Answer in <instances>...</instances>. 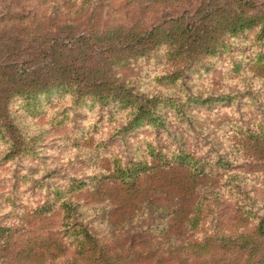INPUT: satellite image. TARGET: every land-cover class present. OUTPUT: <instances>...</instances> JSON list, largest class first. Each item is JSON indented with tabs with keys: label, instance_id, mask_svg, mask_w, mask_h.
<instances>
[{
	"label": "rangeland",
	"instance_id": "rangeland-1",
	"mask_svg": "<svg viewBox=\"0 0 264 264\" xmlns=\"http://www.w3.org/2000/svg\"><path fill=\"white\" fill-rule=\"evenodd\" d=\"M238 1L0 0V55L6 59V51L28 48L25 52L33 53L41 45L47 47L55 37L67 39L83 31L100 34L131 29L143 34L160 24L168 27L170 20L178 17L205 15L204 9H211L209 5L221 13L247 11L243 6L245 0ZM247 1L255 3L252 13L264 11V0ZM257 34L253 29L236 36L227 35L225 48L212 57L202 58L200 64L187 71L183 87L169 88L154 82L157 73L171 71L169 65L165 67L162 63L157 65L158 69L154 60L143 59L127 70H114L124 79L135 81L146 94H159L162 98L175 95L180 101L189 96L212 97L204 104L190 102L184 113L166 107L167 125L162 130L142 125L115 135L128 121L127 111L109 117L104 116L108 109L82 110L71 94H44L30 103L22 99L11 101L8 112L17 129L12 137L21 146H28L39 137L41 158L36 161L31 154L23 153L6 159L10 142L9 133H4L8 142L0 138V195L12 189L11 175L17 164L29 170L37 166V176L41 178L45 175L43 169L53 170L56 179H63L68 185L69 178L85 179L97 173L92 164L95 155L100 159L96 166L112 176L115 158L123 164L139 160L152 163L154 160L148 155L150 145L169 147L171 151L182 146L202 158L206 165L207 178L199 183L208 199L202 203L197 224L188 223L191 212L187 209L192 202L182 200L180 203L188 207L174 211L179 207H171L173 201L158 192V186L173 187L174 182L183 184L182 191H191L185 188L188 179L185 182L181 173L146 178L144 187L154 185L155 191L146 194L149 201L139 212L129 209L131 205L127 203L96 201L86 193L89 190L86 188L79 194L89 200L86 208L91 216L85 224L99 244L109 250L108 255L120 259L121 264H258L264 243L253 233L258 225H264V142L256 144V138L264 137V69L253 64L255 58L263 57L264 40ZM228 95L240 97L235 102L216 100ZM224 163L231 165L223 166ZM117 186L111 184L112 201L118 192L125 191ZM169 187L164 191H172ZM21 189L16 209L0 202L1 220L31 231L14 239L19 248H28L22 257L31 254V250L37 251L38 256L43 253L36 259L30 257L17 263L68 264L78 258L76 244L65 235L68 228L57 215L59 208L51 214H30L45 197L36 199L33 189L24 183ZM103 207L108 208L106 214ZM9 212L11 218L3 219ZM172 212L177 214V220H170ZM20 216L22 222L18 220ZM30 235H33L31 243ZM79 261L91 264L82 257Z\"/></svg>",
	"mask_w": 264,
	"mask_h": 264
},
{
	"label": "trees",
	"instance_id": "trees-1",
	"mask_svg": "<svg viewBox=\"0 0 264 264\" xmlns=\"http://www.w3.org/2000/svg\"><path fill=\"white\" fill-rule=\"evenodd\" d=\"M238 1V0H236ZM243 3V0L238 1ZM211 9H204L205 15L198 13L191 18L184 16L170 20V26L165 23L148 29L143 34L133 33L131 29L118 33H93L83 31L74 34L67 39L55 37L45 47L41 45L33 53L25 52L22 49L13 52L6 51V59H0V138L7 141L4 133H9L8 141L10 148L6 159L27 153L34 156L36 161L41 158L39 137L30 145H19L12 137L17 129L11 122V112H8L9 103L14 100L30 103L44 94H71L76 106L88 107V111L96 107L103 108L104 116L114 117L115 114H122L127 111L128 121L122 128H118L116 134L119 136L142 125L156 127L159 130L166 128L165 108L173 107L180 113H184L185 107L190 102L204 104L211 101L212 97L202 99L201 97L189 96L186 101H180L173 97L162 98L159 94L150 95L140 91V86L129 79H124L122 74L115 73V69L127 70L140 60L148 59L156 62L159 69L160 63L165 67L169 65L171 71L162 74L157 73L153 79L160 86L183 87L187 81V71L201 63L202 58H209L226 47L227 35L236 36L247 30H256L260 40H264V11L252 13L255 10V3L244 1L243 6L247 11L236 10L229 13H221L220 9L209 5ZM196 17H199L195 19ZM28 56V59H21ZM1 58V57H0ZM30 58V59H29ZM263 57L255 58L254 66L264 69ZM31 60V61H30ZM157 71H155L156 73ZM119 74V75H117ZM183 81H185L183 83ZM240 95L226 96L216 100L236 101ZM178 101L181 103L179 104ZM177 102V103H176ZM165 105H163V104ZM113 105V107L111 106ZM41 138V137H40ZM263 140V141H261ZM7 141V142H8ZM264 142V137L256 138V144ZM151 146L148 155L154 162L148 163L145 160L123 164L122 161L114 159V175H107L99 166H96L100 159L96 155L92 164L96 167L97 173L87 178H69L68 185L63 179H56L52 174L53 170L43 169L45 175L39 177L38 167L28 169L17 164L14 166L11 175L12 189L0 195V202H6L9 208L18 206V195L22 194V183L33 189L32 193L44 198L39 205L30 210V214L43 215L54 213L59 208V215L63 226L68 228L65 234L72 238L78 258L68 264H80L79 258L89 260L91 264H121V260L109 256V250L103 244H99L98 238L85 224L86 218L91 216L90 210L86 208V200L79 196L86 188L88 193L96 201L108 204L127 203L129 209L139 212L140 208L149 200L146 197L150 191H155L154 185L145 188L146 178L156 177L163 173H181L187 180L188 188L191 191H182L183 184L172 183L168 187L172 191H164L168 187L158 186V192L166 195L173 205L179 207L174 211L187 208L180 202L182 200L192 202L188 211L191 217L188 223L197 224L202 215V203L208 199L206 191H203L200 180L207 178L204 175L206 170L202 158L187 149L179 146L177 150H170L169 147ZM172 153V157L170 154ZM16 155V156H15ZM221 163V161H220ZM219 163V164H220ZM41 162L38 164L40 165ZM231 163H224L223 166ZM117 182V183H114ZM119 182V184H118ZM111 184H117L118 188L125 191L115 195L111 200ZM44 196V197H43ZM172 196V197H171ZM177 201L175 202L174 200ZM99 202V203H101ZM127 206V205H126ZM104 214L108 211L103 207ZM161 209H165L162 208ZM8 217L11 218V213ZM100 213V212H99ZM97 215V214H96ZM170 220H177V214L172 212ZM22 222V217L18 219ZM71 222V223H69ZM68 223V224H67ZM31 233L25 227H17L15 224H6L0 217V264H18L20 260H28L30 257L38 258L37 251L31 250V254L22 257L28 248H19L14 240L17 235ZM253 234L261 237L264 243V225L257 226ZM33 235H30L28 242L31 243ZM252 253L255 245L252 246ZM258 264H264V253L261 252ZM88 257V259L86 258ZM67 264V263H66Z\"/></svg>",
	"mask_w": 264,
	"mask_h": 264
}]
</instances>
